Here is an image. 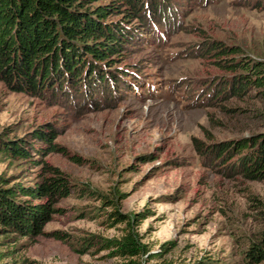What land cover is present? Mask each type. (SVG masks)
<instances>
[{
    "label": "rangeland",
    "instance_id": "374dc122",
    "mask_svg": "<svg viewBox=\"0 0 264 264\" xmlns=\"http://www.w3.org/2000/svg\"><path fill=\"white\" fill-rule=\"evenodd\" d=\"M167 3L162 15L145 5L126 24L133 44L122 60L101 64L105 82L87 84L83 74L75 88L53 82L32 96L0 81V142L23 140L28 155L0 152V181L33 185L48 164L95 192L61 200L63 212L46 225V234L63 232L69 242L0 235V264H264L247 253L264 233V178L224 166L234 154L222 162L207 154L264 134V94L250 86L215 99L231 77L201 56L210 42L264 68V0ZM110 73L119 77L114 85ZM37 131H53L59 150H42ZM127 233L143 254L101 247ZM83 238L90 248L81 249Z\"/></svg>",
    "mask_w": 264,
    "mask_h": 264
},
{
    "label": "trees",
    "instance_id": "16d2710c",
    "mask_svg": "<svg viewBox=\"0 0 264 264\" xmlns=\"http://www.w3.org/2000/svg\"><path fill=\"white\" fill-rule=\"evenodd\" d=\"M166 0H0V81L15 92L39 96L41 92L58 83V89L68 83L76 87L88 78L105 82L107 66L122 58L134 41V33L127 29L130 22L140 18L148 9L154 17L171 8ZM105 2V3H104ZM119 17L113 20V17ZM202 58L230 75L227 85L215 99L225 93L239 96L250 86L262 89L264 94V68L244 60L237 48L206 43ZM88 75V77H87ZM112 85L119 81L115 73L109 74ZM108 79V80H109ZM64 89V88H63ZM62 89V90H63ZM228 89V92L226 91ZM53 131H37L34 138L46 144V152L59 150L54 144ZM25 142L20 139L3 140L0 152L15 160L27 159ZM41 151V150H40ZM45 154V153H43ZM208 156L222 162L233 156L235 162L224 166L239 168L249 179L264 178V134L234 142L232 145L215 146L207 150ZM232 156V158H233ZM31 164V163H28ZM41 180L33 185L0 181V235L7 238L16 235L35 240L48 236L61 242H69L63 232L45 233V227L55 215L63 212L58 203L73 193L90 196L95 192L86 186L72 184L64 173L45 164ZM119 222H127V216L116 214ZM81 249L92 246L91 238L79 239ZM102 248H115V254L135 257L144 253L132 233L121 239L104 240ZM163 251L169 248L162 246ZM252 263L264 261V233L248 250ZM153 255L151 258H153ZM160 264H172L162 262ZM195 264H217L210 260Z\"/></svg>",
    "mask_w": 264,
    "mask_h": 264
}]
</instances>
